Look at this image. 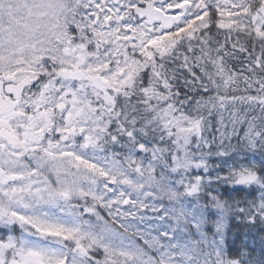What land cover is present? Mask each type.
<instances>
[{"label": "snow or ice", "instance_id": "1", "mask_svg": "<svg viewBox=\"0 0 264 264\" xmlns=\"http://www.w3.org/2000/svg\"><path fill=\"white\" fill-rule=\"evenodd\" d=\"M234 223L264 249V0H0V264H264Z\"/></svg>", "mask_w": 264, "mask_h": 264}, {"label": "trees", "instance_id": "2", "mask_svg": "<svg viewBox=\"0 0 264 264\" xmlns=\"http://www.w3.org/2000/svg\"><path fill=\"white\" fill-rule=\"evenodd\" d=\"M260 231L258 228L256 233H248L243 225L237 226L235 223L232 225V232L229 236V243L235 244L237 248L241 247L244 244H247L249 247H255L256 255H260L264 249H262L259 245V237L257 233ZM253 237H255V241H253Z\"/></svg>", "mask_w": 264, "mask_h": 264}]
</instances>
